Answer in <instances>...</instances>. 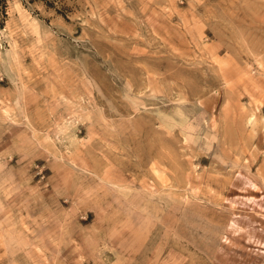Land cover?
<instances>
[{"label":"rangeland","instance_id":"rangeland-1","mask_svg":"<svg viewBox=\"0 0 264 264\" xmlns=\"http://www.w3.org/2000/svg\"><path fill=\"white\" fill-rule=\"evenodd\" d=\"M7 0L0 264H264V0Z\"/></svg>","mask_w":264,"mask_h":264},{"label":"trees","instance_id":"trees-1","mask_svg":"<svg viewBox=\"0 0 264 264\" xmlns=\"http://www.w3.org/2000/svg\"><path fill=\"white\" fill-rule=\"evenodd\" d=\"M34 1V0H27ZM47 7L54 8L57 12L65 15L69 10L65 0H40ZM7 14V0H0V20H3Z\"/></svg>","mask_w":264,"mask_h":264}]
</instances>
